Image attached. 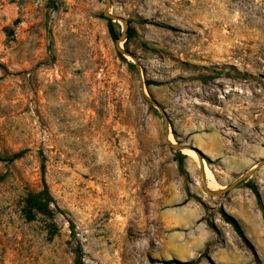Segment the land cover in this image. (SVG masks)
Returning a JSON list of instances; mask_svg holds the SVG:
<instances>
[{
	"label": "rangeland",
	"instance_id": "1",
	"mask_svg": "<svg viewBox=\"0 0 264 264\" xmlns=\"http://www.w3.org/2000/svg\"><path fill=\"white\" fill-rule=\"evenodd\" d=\"M111 3L137 62L118 53L124 26L113 22L112 38L105 0H0V264H76L78 247L82 264H264V167L209 195L201 157L170 149L136 66L175 142L228 187L264 159V0ZM212 136L221 158L195 144ZM43 158L62 214L30 212ZM250 200L257 220L241 208ZM190 204L214 240L198 242L199 224L180 217ZM222 209L251 226L254 251Z\"/></svg>",
	"mask_w": 264,
	"mask_h": 264
},
{
	"label": "water",
	"instance_id": "2",
	"mask_svg": "<svg viewBox=\"0 0 264 264\" xmlns=\"http://www.w3.org/2000/svg\"><path fill=\"white\" fill-rule=\"evenodd\" d=\"M105 5H106V11L104 13V16L108 20H111L112 22H121L123 24V26H124V31L122 33L121 38L116 41V47H117L118 53L121 54L122 56L130 57L131 59H133L134 61L137 62L136 58L134 56H132L131 53H129L128 51H126V50H124V49H122L120 47L121 42L126 41V36L128 34L129 27H130L129 21L126 20V19H124V18H122V17H118V16H115V15H112L110 13V10H111V7H112L111 0H105ZM136 66H137L138 75H139L140 89H141V92H142V95H143L144 99L150 105H152L156 109H158L161 112L162 116H163L167 144L170 147V149H172L174 151H177V152H183V150H185V149H190V150L195 151L201 157L200 158V162H201V171H202V175H203V181L205 183V187H206V190L209 193V195H211L213 197L227 195L229 192L235 190L244 181H246L247 179H249L253 174H255L256 172H258L260 169H262L264 167V159H263L261 162L258 163V165H257V167L255 169H252V170L246 172L244 175H242L239 179H237L234 183H232L228 187H225L222 190L210 191L208 189V186H207V177H206V173H205V167H204V163H203L202 154L200 153V151H198L194 147L184 146V145H180V144H177V143L176 144H173L169 140V138H170V119H169L166 111L154 99H152L148 95V93L146 92V85L144 83V79H143V75H142V70H141L140 66L137 63H136Z\"/></svg>",
	"mask_w": 264,
	"mask_h": 264
},
{
	"label": "crops",
	"instance_id": "3",
	"mask_svg": "<svg viewBox=\"0 0 264 264\" xmlns=\"http://www.w3.org/2000/svg\"><path fill=\"white\" fill-rule=\"evenodd\" d=\"M195 142H196L195 143L196 145L203 148L204 150H207L206 153L211 158H221L223 156L224 152L226 151V148H227L226 144L223 141L219 140L216 136L209 137L205 141L202 138H197L195 140ZM240 204L242 205L241 208L244 207L245 210L248 209V211H247L248 213H254L252 215L253 220L254 219L257 220V218L258 219L260 218L257 214V211H256V209L258 208V202L256 200H250L249 205H246L245 203H240ZM263 206H264V203H263ZM187 214L190 215V218L188 219L189 221H191L192 223L199 224L197 232L199 233L200 238H198L199 239L198 242L203 244L207 238L209 240L215 239L214 233L208 229L207 224L202 220L203 217L205 216L204 211H201V210L197 209V207H195L194 205L190 204L183 211H181L179 213L180 217H183V215H187ZM231 215L237 216L236 210H234L231 213ZM237 218L238 219H236V221L239 223V225L242 226V222H243L245 228L250 231L251 226H248L247 223L244 222V220L240 219L238 216H237ZM224 225L226 226L228 232H231L232 234H234V232L232 231L231 225L227 224L226 222L224 223ZM242 228L244 229V227H242ZM243 229H242V231H243ZM263 231H264V228H263ZM235 237H236V235H235ZM209 240H208V242H209ZM213 258L216 261L220 262V260H218L217 258H215V257H213ZM224 262H226V261H224ZM229 264H239V263L232 261V259H229Z\"/></svg>",
	"mask_w": 264,
	"mask_h": 264
},
{
	"label": "trees",
	"instance_id": "4",
	"mask_svg": "<svg viewBox=\"0 0 264 264\" xmlns=\"http://www.w3.org/2000/svg\"><path fill=\"white\" fill-rule=\"evenodd\" d=\"M113 22L111 20H108V27H109V32L112 36V38H115V33L113 30ZM123 59L124 57L122 55H120ZM125 60V59H124ZM131 68H135L134 65L130 64ZM150 85V84H148ZM26 154V151H22L20 153H18L17 155H15L10 162H14L17 161L21 158H23ZM43 164H42V181H43V185H44V190L42 193H39L37 195L31 196L27 203L30 209V212H37V213H41V214H46L48 212V209L50 208V206H53L58 213H63V211H61V209L58 207L56 200L54 199V197L52 196V194L49 191L48 185L45 181V158L42 159ZM255 194H257V191L255 190V188L251 187L250 188ZM45 197V199H44ZM221 215L223 217V220L232 226V228L235 230V232L237 233V235L246 243V245L252 250L254 251V247L251 245V243L246 239L244 232L242 231L241 226L239 225V223L236 221V219H234L232 216L228 215L223 209L221 210ZM83 257H84V253L81 247H78V258L76 261V264H82L83 263ZM175 262H171V263H167V264H173ZM185 264H196V262H189V263H185Z\"/></svg>",
	"mask_w": 264,
	"mask_h": 264
},
{
	"label": "bare ground",
	"instance_id": "5",
	"mask_svg": "<svg viewBox=\"0 0 264 264\" xmlns=\"http://www.w3.org/2000/svg\"><path fill=\"white\" fill-rule=\"evenodd\" d=\"M169 140L173 143V144H176V142H175V140H174V136H173V134H170V138H169ZM183 153L186 155V156H188V157H190V158H192V159H194L197 155L192 151V150H189V149H185V150H183ZM196 160V159H195ZM204 167H205V172H206V176L208 177V179H209V183H208V185H210L215 191H217V190H220V189H218V188H216L217 186L214 184V182H215V177L212 175V173L210 172V170H209V167L206 165H204Z\"/></svg>",
	"mask_w": 264,
	"mask_h": 264
}]
</instances>
